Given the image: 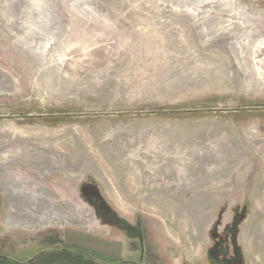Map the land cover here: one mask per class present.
I'll return each instance as SVG.
<instances>
[{"label": "rangeland", "instance_id": "1", "mask_svg": "<svg viewBox=\"0 0 264 264\" xmlns=\"http://www.w3.org/2000/svg\"><path fill=\"white\" fill-rule=\"evenodd\" d=\"M10 157L45 218L18 212ZM65 244L264 264V0H0V256Z\"/></svg>", "mask_w": 264, "mask_h": 264}, {"label": "bare ground", "instance_id": "2", "mask_svg": "<svg viewBox=\"0 0 264 264\" xmlns=\"http://www.w3.org/2000/svg\"><path fill=\"white\" fill-rule=\"evenodd\" d=\"M4 127L6 128L7 132L9 134H11L10 137L14 136V137H18L20 139L23 136V138H24V135L22 134L23 132H20L19 130H17L12 123H5ZM6 157H7V154H6ZM22 157H23V155H22ZM20 160H21V158H19V159L14 158L13 159L10 157L9 160H6L5 162H3V165H1V166H2V172H3L2 175L4 177L3 178L4 180L2 182L4 183V186L7 184V187L9 189V192L11 193V196L15 200H17L16 204H18L17 205L18 206L17 209L19 210L18 212L19 213L23 212V213H26L27 215H29V218H27V221H35L36 219L41 220V218H45L47 216V214L50 212L49 208L46 207L48 205V200L46 199L44 191H41V190L39 191L38 189L33 190V187L31 185L26 184L23 181V179L20 180L19 177H17V175L22 176V174L20 173V170H19V167H20L19 161ZM90 164H93V163H90ZM94 166L95 165L92 166L93 170L99 176H101L103 178V176L99 172V169L94 168ZM29 174H31V173H29ZM30 184H32V183H30ZM174 202H176V201H174ZM37 206H38V208H36ZM20 208H24V210L20 211ZM179 208H180V206H179ZM176 210H177V208H176ZM178 213H176V214L178 215ZM31 214H35V216L33 218H31ZM14 218H15V220H18V218H16V217H14ZM263 256H261V257L259 256V257L264 258ZM261 260L263 261V259H261ZM260 261L259 260L256 261V264H261L262 262L260 263ZM252 264H254V263H252Z\"/></svg>", "mask_w": 264, "mask_h": 264}, {"label": "trees", "instance_id": "3", "mask_svg": "<svg viewBox=\"0 0 264 264\" xmlns=\"http://www.w3.org/2000/svg\"><path fill=\"white\" fill-rule=\"evenodd\" d=\"M51 244L60 243L59 241H55L56 239L53 237L49 239ZM67 243L73 242V240H69L67 238ZM83 245V244H81ZM98 248V246L93 245ZM79 246H69L63 245V247L52 248L46 251H40L36 253L33 257L26 259L23 262L12 260L10 257L0 256V264H36L39 259L43 262H47L48 264H116L117 262L114 260L101 261L97 259V255L95 252H91L85 250ZM120 263V262H118ZM43 264V263H42Z\"/></svg>", "mask_w": 264, "mask_h": 264}, {"label": "flooded vegetation", "instance_id": "4", "mask_svg": "<svg viewBox=\"0 0 264 264\" xmlns=\"http://www.w3.org/2000/svg\"><path fill=\"white\" fill-rule=\"evenodd\" d=\"M121 264H126L125 262H121Z\"/></svg>", "mask_w": 264, "mask_h": 264}]
</instances>
